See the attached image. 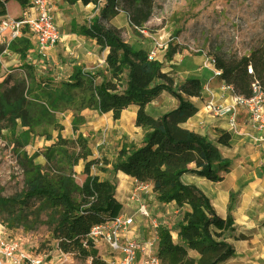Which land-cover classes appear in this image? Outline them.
Listing matches in <instances>:
<instances>
[{
    "label": "trees",
    "instance_id": "1",
    "mask_svg": "<svg viewBox=\"0 0 264 264\" xmlns=\"http://www.w3.org/2000/svg\"><path fill=\"white\" fill-rule=\"evenodd\" d=\"M62 1L88 6L102 0ZM153 2L105 0L100 13L108 19L125 11L131 23L141 27L152 16ZM72 33L90 38L108 51V76L98 83L100 72L91 74L78 65L66 80L43 79L25 64L21 72L9 74L0 83V130L8 126L15 129L18 125L26 129L18 139L25 146L28 135L34 132L52 140V131L63 130L57 116L66 111L72 112V129L78 131L85 123V110L119 119L124 110L136 106L135 125L144 131L142 140L121 148L111 164L92 157L86 138H65L59 133L55 143L41 154L46 160L44 165L36 164L34 156L23 154L19 158L25 187L13 196H0V222L7 229L22 226L31 230L47 225L59 252L89 260L90 264H107L90 232L96 225L121 214L123 204L117 198V184L93 175L91 169L100 167L98 171L106 172V167L112 165L115 175L122 173L151 186L157 202L175 204L183 211L177 226V242L169 229L158 226V256L162 264H187L188 251L207 256L206 264H221L233 257L236 248L224 237L226 232L236 231L232 206L226 217L220 216L198 187L182 180L184 175H195L222 182L224 176L219 171L229 173L231 169L230 161L222 157L217 145L183 126L198 112L191 99L202 98L201 80L189 78L177 86L173 72L165 71L163 64L150 58L146 50L135 49L124 41L117 29L104 28L100 18L89 26H73ZM10 47L25 60L31 42L22 34L12 40ZM168 51L169 56L175 55L178 47L170 45ZM213 58L215 68L221 72L218 79L233 86L236 95L252 98L257 89L264 96V49L243 56ZM163 92L175 96L178 106L154 117L147 112V106ZM231 139V133L224 131L217 143L229 147ZM81 161L86 178L79 185L75 167Z\"/></svg>",
    "mask_w": 264,
    "mask_h": 264
},
{
    "label": "rangeland",
    "instance_id": "2",
    "mask_svg": "<svg viewBox=\"0 0 264 264\" xmlns=\"http://www.w3.org/2000/svg\"><path fill=\"white\" fill-rule=\"evenodd\" d=\"M49 1L54 7L55 22L63 36L62 41L54 47L55 49L53 48L54 50L47 51L46 57H39L34 52L29 28L23 26L20 35L23 34L30 40L31 47L26 59L22 60L20 54L10 47L12 42L10 29L0 33V83L9 74L21 72L25 64L32 66L38 77L56 80L68 79L72 68L81 65L91 74L100 72L101 76L97 82L101 83L103 77L108 76L105 62L108 51L101 49L94 40L72 33L73 26H89L97 18H100L104 28L117 29L122 39L135 49H144L149 54L155 53L154 58L163 64L164 69L173 72L177 86L189 78H198L205 86L213 76L212 70L203 66L207 57L243 56L250 51L264 49V0H154L152 16L141 27L133 25L125 11H119L116 16L103 19L100 10L105 6V0L98 5L89 6L82 3L68 5L62 0ZM29 8L27 1L0 0V23L21 20L24 11ZM170 45L178 47L175 55L169 56ZM177 106L178 99L168 92H163L147 106L146 110L152 116L160 117ZM134 110L128 108L122 112L119 119H114L111 114L85 110L82 113L85 123L78 131L72 129V112L66 111L57 116L63 130L52 131V140L48 141L34 132L28 135V143L25 146H21L18 139L20 140L21 132L26 129L23 130L19 125L15 129L11 126L4 127L0 130V196H13L24 189L23 171L18 165L19 158L23 154L28 157L34 156L36 164L44 165L46 160L41 154L55 143L59 133L65 138L78 136L86 138L93 153L92 157L106 159L112 164L121 148L142 140L144 131L135 125ZM216 130L219 133L225 131L219 128ZM222 154L225 158L228 155L226 152ZM235 160L237 162L232 164L233 167L241 165L248 174L261 180L264 178V164L257 167L251 156L241 160L238 155ZM83 166L84 162L81 161L75 167V180L78 184L86 176L83 173ZM98 168L100 167H93L91 173L117 184V198L124 204V212L134 218L133 238L154 239L158 226H162L172 232L173 239L177 242L176 232L178 223L183 218L182 210L175 204L163 205L157 202L151 188L139 191V201L133 200L132 194L138 188L139 182L125 179L122 174L115 175L112 172V165L106 167V172H100ZM219 174L226 175L222 171H219ZM240 175L241 170L228 175L223 182L217 184L218 189L214 188L216 183L198 177L197 187L207 197L208 195L214 198L228 197L229 192L236 189V181L240 180ZM236 192L230 193L233 204L239 197ZM140 204L146 205L150 213L149 218L139 215ZM212 206L219 214L220 210L217 211L216 205L212 203ZM259 227L260 229L264 227V221L259 223ZM258 230L240 229L226 232L224 235L226 240L242 254L239 255L240 260V257L236 258L235 255L223 264L244 262L242 257L248 254L245 244H251L255 248L253 253L260 252L264 247V240L259 237ZM2 235H9L17 240L30 253L48 257L50 261L48 264H90L89 260L62 255L57 250L56 242L51 239L50 229L44 224L31 230H24L22 226L7 229L0 222V236ZM98 247L107 258L110 254L109 248L101 243L97 245ZM207 262V256L188 251L187 264Z\"/></svg>",
    "mask_w": 264,
    "mask_h": 264
},
{
    "label": "built area",
    "instance_id": "3",
    "mask_svg": "<svg viewBox=\"0 0 264 264\" xmlns=\"http://www.w3.org/2000/svg\"><path fill=\"white\" fill-rule=\"evenodd\" d=\"M30 8L23 13L21 20L0 23V33L10 29L12 40L20 36L23 26L29 28L33 38L34 52L39 57H46L47 51L54 48L61 40L62 35L55 22L54 7L49 0H26ZM155 53L150 54L154 59ZM204 67L213 72L211 79L203 86L202 96L207 94L206 108L213 117H226L228 132L234 133L239 129L238 118L240 110L246 113L247 136L256 144L264 142V96L256 89L252 98L236 95L234 88L223 82L224 92L231 94L230 101H220L213 92L211 85L214 79H218L221 72L215 68V59L207 57ZM251 71V70H249ZM150 186L139 183L133 192L132 199L139 201V191L146 190ZM138 213L149 218L150 213L145 204H140ZM134 224V218L126 214L96 225L90 232L91 240L96 244H104L110 250L106 258L107 264H162L158 256V231L154 239L137 240L129 237V231ZM64 255L63 253H61ZM68 257V255H65ZM49 258L35 255L26 251L22 245L9 235L0 236V264H48Z\"/></svg>",
    "mask_w": 264,
    "mask_h": 264
},
{
    "label": "crops",
    "instance_id": "4",
    "mask_svg": "<svg viewBox=\"0 0 264 264\" xmlns=\"http://www.w3.org/2000/svg\"><path fill=\"white\" fill-rule=\"evenodd\" d=\"M31 42L33 43V41ZM54 49L52 48L49 52H51ZM165 71H168V70L166 69ZM222 85H223V82L221 80L214 79V82H212L211 88L220 101L222 100V101L228 102L231 100V94L228 92H224L222 89ZM206 98H207V94L204 93L202 98H192L191 99L193 104L198 108V112L193 117H191L186 123H184L183 126L190 131H194L202 136H206L209 141L217 145L221 154L223 152H226L228 154L226 158L223 157V154H222L223 158L230 159L232 162V163L230 162L231 170L229 173H226V175L224 176V180L228 175L232 173L235 174L236 171L241 170L240 180L236 181V184H237L236 189L230 191L228 197L221 196V198L219 197L214 198L208 195V198L210 199L211 203L216 205V207L218 208L217 211L220 210L219 215L222 217H226L230 205L232 206V212H233V216L235 219L236 231L240 229L244 231L259 229L258 230L259 237H261L264 240V227H261V229L259 227V223L264 221V178L261 180V179L256 178V176L254 175L248 174L246 170L244 169L245 167L243 166L241 167L240 162H239L240 167L232 166V164L234 165L237 162L235 159L238 157V155H240L241 160L247 156H251L255 160L257 167L262 166V164H264V142L256 144L250 137L247 136L246 113L244 110H240V114L238 118L239 129L237 132L231 133L232 139L230 142V146L225 147V146L218 144L217 139L221 133H219L216 129L219 128L221 130L228 131L227 119L224 116L217 117V118L210 116V114L208 113V109L206 108V105H205ZM128 108L135 109L134 114L136 118L137 107L130 106ZM137 128H140V127H137ZM118 174H122V173H118ZM122 176L125 179L129 178L132 181L138 182V180H136L135 178L128 177L124 174H122ZM84 180H82L79 185H82ZM182 180L187 185H195L197 187L198 176L184 175L182 177ZM212 183H215V182H212ZM219 183L220 182H217L214 188L218 189L219 186H217V184ZM149 188L152 189L151 186ZM234 191H237L236 193H238L239 197H238V200L233 204V202L231 201L232 198L230 197V193ZM117 193H118V187H117ZM124 208L125 206L123 204L122 213L126 214L124 212ZM136 228L137 227H135V229ZM132 230L133 229L131 228V230L129 231L130 238H133ZM254 249L255 248L251 244H245V250L248 252V254L242 257L244 258L245 261L241 262V264H264V247L260 249L261 250L260 252H256V253H253ZM98 250H100L99 247H98ZM99 253L104 259H106V256L102 254L101 250L99 251ZM240 254L242 253L239 252L238 248H236V253H235L236 256L235 255L234 256L236 258L240 257L239 258L240 260L241 259V256H239ZM246 260H248V262H246Z\"/></svg>",
    "mask_w": 264,
    "mask_h": 264
}]
</instances>
